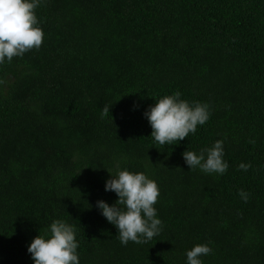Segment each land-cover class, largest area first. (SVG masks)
Returning <instances> with one entry per match:
<instances>
[{"label":"trees","instance_id":"1","mask_svg":"<svg viewBox=\"0 0 264 264\" xmlns=\"http://www.w3.org/2000/svg\"><path fill=\"white\" fill-rule=\"evenodd\" d=\"M35 14L41 47L0 64V264H34L57 219L80 264H188L197 244L202 264H264V0H40ZM177 91L209 119L160 145L145 112ZM217 140L227 171L189 169L183 153ZM125 169L159 187L147 243L123 245L97 207Z\"/></svg>","mask_w":264,"mask_h":264},{"label":"clouds","instance_id":"2","mask_svg":"<svg viewBox=\"0 0 264 264\" xmlns=\"http://www.w3.org/2000/svg\"><path fill=\"white\" fill-rule=\"evenodd\" d=\"M39 4L40 0H0V64L41 47L44 33L35 14ZM180 96L179 91L166 95L145 112L152 128L151 136L160 145H173V142L184 140L209 119L207 104L197 102L190 105ZM109 112L110 108L105 106L102 118ZM223 156V142L220 140L210 148L201 149L199 154L188 150L183 153L189 169L199 168L209 174L227 171L228 163ZM238 167L247 171L251 165L241 163ZM111 177L106 181L105 190L114 191L118 199L112 205L99 200L97 207L118 229L120 242L123 245L129 241L143 244L158 236L162 231V221L157 218L154 207L160 195L157 183L143 172L133 173L127 169L118 171L116 176L111 174ZM239 194L247 202L248 194L243 190ZM49 230L48 238L39 234L28 246L34 264H80L75 227L57 219L52 221ZM211 252L207 244H197L187 251V262L202 264L201 257Z\"/></svg>","mask_w":264,"mask_h":264}]
</instances>
